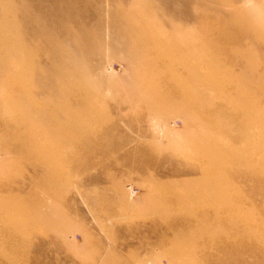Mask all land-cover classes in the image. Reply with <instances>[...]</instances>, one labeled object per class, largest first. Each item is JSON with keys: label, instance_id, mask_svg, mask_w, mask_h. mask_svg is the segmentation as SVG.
Listing matches in <instances>:
<instances>
[{"label": "rangeland", "instance_id": "rangeland-1", "mask_svg": "<svg viewBox=\"0 0 264 264\" xmlns=\"http://www.w3.org/2000/svg\"><path fill=\"white\" fill-rule=\"evenodd\" d=\"M0 264H264V0H0Z\"/></svg>", "mask_w": 264, "mask_h": 264}]
</instances>
